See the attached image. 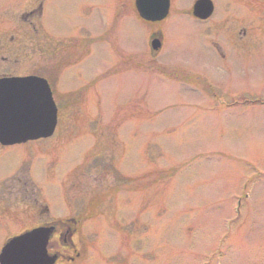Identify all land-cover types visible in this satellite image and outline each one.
<instances>
[{
	"label": "rangeland",
	"instance_id": "374dc122",
	"mask_svg": "<svg viewBox=\"0 0 264 264\" xmlns=\"http://www.w3.org/2000/svg\"><path fill=\"white\" fill-rule=\"evenodd\" d=\"M212 1L207 21L171 0L150 23L135 0H0V62L59 107L0 173V251L73 219L55 264H264V0Z\"/></svg>",
	"mask_w": 264,
	"mask_h": 264
},
{
	"label": "water",
	"instance_id": "95a60500",
	"mask_svg": "<svg viewBox=\"0 0 264 264\" xmlns=\"http://www.w3.org/2000/svg\"><path fill=\"white\" fill-rule=\"evenodd\" d=\"M141 17L160 21L167 17L170 0H136ZM214 11L211 0H197L193 15L209 18ZM160 38L152 40L158 52ZM58 110L46 79L37 76L0 79V141L5 144L25 142L53 135ZM53 227H37L8 240L0 252V264H55L58 256L48 252Z\"/></svg>",
	"mask_w": 264,
	"mask_h": 264
},
{
	"label": "flooded vegetation",
	"instance_id": "af4514ba",
	"mask_svg": "<svg viewBox=\"0 0 264 264\" xmlns=\"http://www.w3.org/2000/svg\"><path fill=\"white\" fill-rule=\"evenodd\" d=\"M41 8H42V6L40 4L38 9L41 10ZM214 8H215V6H214ZM40 12L41 11H39V13ZM214 12H215V9H214ZM156 37L162 38L160 33H155L153 35L152 39H154ZM153 54H155V53H153ZM3 59H5V58L3 57ZM9 67H11V69H9ZM27 76H40V77H43V76H41L39 74H26L25 73V69H24V65H23L22 62H0V79H4V78H23V77H27ZM48 82H49V80H48ZM49 84H50V87L52 89L53 97H54L53 86H52V84L50 82H49ZM57 106H58V104H57ZM58 109H59V107H58ZM45 140H46L45 138H42V139L29 140V141H26V142H23V143H14V144H5V143L0 141V173L3 175V174H7L9 172H14L13 170H16V171L19 170L20 167H19L18 163H21L22 165L24 163H26V161L23 160L24 159V153L21 152V151L25 150V146H28L31 143L42 142V141H45ZM12 148H19L17 153H19V152L23 153L22 156H21L22 160H20L18 158V156L15 155V158L13 160V166L11 167L10 163H7V167H6V165H5L6 159L9 158V157H12V156L9 155L8 151L10 149H12ZM21 172H24V170L21 171ZM47 178H48V176H47ZM24 190L29 191L27 189V187H24ZM31 191L35 193L34 190H31ZM71 223H73L75 225L77 224V222L75 220H73V219L70 222L68 220H53L51 222H43V224H39V225H37V227H40V226L53 227L54 228V233H53V236H52L53 240L55 238H58L59 240L63 238V241L66 242L67 246L72 247L74 249H77V247H76L77 246V242H76V239H75L76 229L71 225ZM34 228H36V227H34ZM53 250H51V251H53ZM57 251H59V250H57Z\"/></svg>",
	"mask_w": 264,
	"mask_h": 264
}]
</instances>
